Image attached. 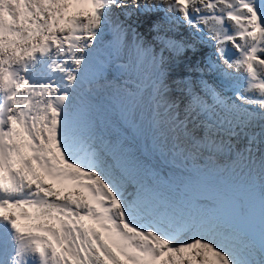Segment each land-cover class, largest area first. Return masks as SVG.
<instances>
[{
	"label": "snow or ice",
	"instance_id": "obj_1",
	"mask_svg": "<svg viewBox=\"0 0 264 264\" xmlns=\"http://www.w3.org/2000/svg\"><path fill=\"white\" fill-rule=\"evenodd\" d=\"M189 53L172 97L166 62ZM125 57L156 143L234 165L264 143V0H0V264H264V152L258 194L176 196L87 116Z\"/></svg>",
	"mask_w": 264,
	"mask_h": 264
},
{
	"label": "clouds",
	"instance_id": "obj_2",
	"mask_svg": "<svg viewBox=\"0 0 264 264\" xmlns=\"http://www.w3.org/2000/svg\"><path fill=\"white\" fill-rule=\"evenodd\" d=\"M158 15L162 16L163 13ZM147 33V25L140 29ZM181 31L187 32L182 28ZM231 49V45H228ZM234 51V49H232ZM212 59L214 47L204 49ZM188 57L173 62L168 60L166 67L170 68L166 80L171 92L170 96L179 95L178 87L173 81L182 77L189 63ZM125 57L111 67V75L105 71L103 78L91 93L85 94L83 103L86 114L90 117L103 134L113 140L123 143L136 157L142 166L143 172L139 177L144 183L153 185L163 182V188L170 194L180 196L186 185L197 184L220 192L237 188H252L258 194L260 185L259 157L264 152V143L254 142L251 145L252 160L240 165H234L227 155L220 159L213 154L187 158L173 153L170 146L154 141L148 128L150 107L147 96V82L143 90L138 92L139 83L136 78L117 70V64L126 62ZM242 74V72H241ZM103 85L105 87L100 88ZM111 90H109V87ZM231 95V93H228ZM143 97V98H141ZM134 118V123H133ZM246 141H239V147L244 148ZM243 207H251L253 215L251 223L255 228L260 224V205L258 200L249 201L241 197Z\"/></svg>",
	"mask_w": 264,
	"mask_h": 264
},
{
	"label": "rangeland",
	"instance_id": "obj_3",
	"mask_svg": "<svg viewBox=\"0 0 264 264\" xmlns=\"http://www.w3.org/2000/svg\"><path fill=\"white\" fill-rule=\"evenodd\" d=\"M248 200V199H247Z\"/></svg>",
	"mask_w": 264,
	"mask_h": 264
}]
</instances>
